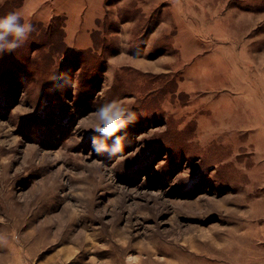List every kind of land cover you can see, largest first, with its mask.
I'll list each match as a JSON object with an SVG mask.
<instances>
[{
    "label": "rangeland",
    "instance_id": "obj_1",
    "mask_svg": "<svg viewBox=\"0 0 264 264\" xmlns=\"http://www.w3.org/2000/svg\"><path fill=\"white\" fill-rule=\"evenodd\" d=\"M12 12L34 31L0 41V264H264V0ZM112 100L136 115L97 155Z\"/></svg>",
    "mask_w": 264,
    "mask_h": 264
},
{
    "label": "clouds",
    "instance_id": "obj_2",
    "mask_svg": "<svg viewBox=\"0 0 264 264\" xmlns=\"http://www.w3.org/2000/svg\"><path fill=\"white\" fill-rule=\"evenodd\" d=\"M34 31L33 26L30 23H21V17L18 13L12 12L7 16L0 18V41L4 40L6 36L12 35L13 37L23 41L27 38V35ZM11 48L18 47V45H9ZM131 112L136 115L135 111L129 108L122 107V103L117 100L105 103L97 109L96 115L102 122L103 126H95V132L102 133L106 138H114V146L109 148L106 144L97 148L98 143L96 135L92 137V148L97 155L102 154L101 149L107 151L109 156H116L122 151V137L117 135L122 129H126L127 122L124 117L127 113ZM137 119V117H136ZM136 119L132 121L135 123ZM126 136V133H125Z\"/></svg>",
    "mask_w": 264,
    "mask_h": 264
},
{
    "label": "crops",
    "instance_id": "obj_3",
    "mask_svg": "<svg viewBox=\"0 0 264 264\" xmlns=\"http://www.w3.org/2000/svg\"><path fill=\"white\" fill-rule=\"evenodd\" d=\"M36 1H43V0H36ZM45 2H47V1H49V0H44ZM72 8H74L76 11H80V6H78V5H73V7Z\"/></svg>",
    "mask_w": 264,
    "mask_h": 264
},
{
    "label": "trees",
    "instance_id": "obj_4",
    "mask_svg": "<svg viewBox=\"0 0 264 264\" xmlns=\"http://www.w3.org/2000/svg\"><path fill=\"white\" fill-rule=\"evenodd\" d=\"M24 72V70L21 68L20 71L18 72V75L21 77V73Z\"/></svg>",
    "mask_w": 264,
    "mask_h": 264
}]
</instances>
